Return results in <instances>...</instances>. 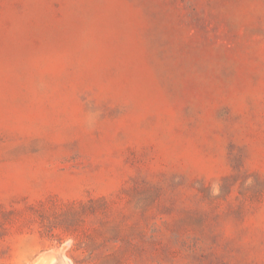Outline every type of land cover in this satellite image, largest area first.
Segmentation results:
<instances>
[{"label": "rangeland", "instance_id": "1", "mask_svg": "<svg viewBox=\"0 0 264 264\" xmlns=\"http://www.w3.org/2000/svg\"><path fill=\"white\" fill-rule=\"evenodd\" d=\"M24 233L28 264H264V0H0V264Z\"/></svg>", "mask_w": 264, "mask_h": 264}, {"label": "clouds", "instance_id": "2", "mask_svg": "<svg viewBox=\"0 0 264 264\" xmlns=\"http://www.w3.org/2000/svg\"><path fill=\"white\" fill-rule=\"evenodd\" d=\"M98 114L93 113L92 116H96ZM93 123H89V127L92 126ZM32 240V237H29L27 233L21 234L15 241V247H16V255L14 257H10L11 264H28L27 261V252L26 250L30 247L32 248V245L28 244L29 240ZM8 254L5 253V256ZM61 264V261L59 262ZM63 264L65 262L63 261Z\"/></svg>", "mask_w": 264, "mask_h": 264}]
</instances>
